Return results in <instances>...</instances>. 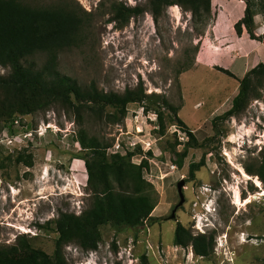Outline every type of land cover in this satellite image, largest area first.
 <instances>
[{
    "label": "rangeland",
    "instance_id": "374dc122",
    "mask_svg": "<svg viewBox=\"0 0 264 264\" xmlns=\"http://www.w3.org/2000/svg\"><path fill=\"white\" fill-rule=\"evenodd\" d=\"M25 1L50 4L54 0ZM75 1L96 13L93 39L88 48L62 54L59 70L81 84L95 82L105 92L123 93L142 84L148 94L165 95L178 113L157 105L160 121L154 111L147 113L140 104H131L118 125L86 123L89 136L111 145L123 129L136 136L141 135L140 127L142 135L150 134L152 155L140 149L133 164L147 163L144 176L153 187L155 219L138 229L102 226L97 250L83 251L74 244L65 247L68 264H141L143 256L148 264H264V186L244 168L257 163L264 149V89L262 98L252 101L242 116L221 123L218 133L213 127V120L231 109L240 81L264 63V44L251 39L245 27L238 33L239 20L218 41L216 63L199 59L203 39L215 19L213 7L209 21L196 20L190 12L173 6L158 23L145 13L121 28L109 13L104 14L110 4L144 6L146 0ZM255 2L254 33L263 38L264 0ZM220 9L224 11L216 3L215 14ZM225 9L232 21L244 15L242 7L238 12L234 4ZM8 73L0 67V75ZM178 118L201 146L189 149L181 166L176 153L192 141ZM79 130L74 117L61 108L21 116L13 132L0 126V245L14 244L25 235L35 248L52 255L59 235L51 222L61 212L80 215L90 206L87 152L77 142ZM204 156L205 166L192 178L191 165ZM181 180L186 181L185 203L176 219L170 220L180 202ZM236 195L241 206L235 203ZM177 223L195 236L213 235L211 254L199 257L191 247L175 246Z\"/></svg>",
    "mask_w": 264,
    "mask_h": 264
},
{
    "label": "trees",
    "instance_id": "16d2710c",
    "mask_svg": "<svg viewBox=\"0 0 264 264\" xmlns=\"http://www.w3.org/2000/svg\"><path fill=\"white\" fill-rule=\"evenodd\" d=\"M246 2L244 17L235 25L238 33L246 28L251 39L261 41L254 33L256 0ZM179 6L200 21L211 20L212 0H146V4L128 6L112 2L109 6L111 21L126 27L134 18L150 13L154 21L167 9ZM94 12H88L75 0H54L50 4L29 3L25 0H0V67L7 75H0V126L13 132L15 122L21 116L33 115L48 109L61 108L72 115L80 126L77 142L87 152L85 166L88 172L90 206L80 215L61 212L51 223L59 238L55 250L49 255L35 248L25 235L11 245H0V264H68L64 249L70 244L83 251H95L102 241L100 228L110 225L117 230L138 229L153 221L155 200L153 187L145 179V161L133 164L138 149L126 154H109L113 146L104 139L89 136L85 128L89 121L122 123L128 115V106L140 104L145 112L154 111L160 121L162 114L157 105L178 113L163 94H148L142 84L123 93L105 92L95 82L81 84L77 79L59 70V61L65 52L88 48L94 33ZM43 57V58H42ZM221 71L231 77L226 69ZM264 89V63L250 70L240 81L239 92L233 105L222 116L213 120L216 133L221 123L242 116L252 101L262 98ZM180 127L185 124L178 118ZM192 143L182 153H176L181 166L191 148H201L192 131L184 128ZM152 155V151L147 152ZM32 163L28 167H31ZM205 166V156L200 163L192 164L190 173ZM247 174L256 177L264 186V149L253 166H244ZM174 244L192 248L199 257H208L214 249L213 235L195 236L177 223ZM141 264H148L142 257Z\"/></svg>",
    "mask_w": 264,
    "mask_h": 264
},
{
    "label": "crops",
    "instance_id": "0c3cea01",
    "mask_svg": "<svg viewBox=\"0 0 264 264\" xmlns=\"http://www.w3.org/2000/svg\"><path fill=\"white\" fill-rule=\"evenodd\" d=\"M238 2V6L236 3ZM221 5L224 8V11L220 9L218 14H215V4ZM239 12L240 7H242V13L245 14L246 5L242 2V0H212V7L214 11V21L210 25L207 36L204 38L202 50L199 55V59L202 57L207 58L208 60H212L213 62L217 63L218 55L216 54V49L218 48V41L225 35L226 29L231 27V30H234L232 26L236 24L239 20H241L244 15H239L236 21H232V18L229 11L225 8L229 5L233 6ZM225 31V32H224ZM232 45H230L231 47Z\"/></svg>",
    "mask_w": 264,
    "mask_h": 264
},
{
    "label": "built area",
    "instance_id": "2783aa9c",
    "mask_svg": "<svg viewBox=\"0 0 264 264\" xmlns=\"http://www.w3.org/2000/svg\"><path fill=\"white\" fill-rule=\"evenodd\" d=\"M140 127H137L138 134L141 133V135L134 136L130 130H120L121 134L117 138L114 145L109 149V154L115 155V154H126L127 152H134L138 149V147H141L143 151H152L151 148V140L149 138V135L147 134L144 136L143 131H140ZM125 137V138H123Z\"/></svg>",
    "mask_w": 264,
    "mask_h": 264
},
{
    "label": "water",
    "instance_id": "95a60500",
    "mask_svg": "<svg viewBox=\"0 0 264 264\" xmlns=\"http://www.w3.org/2000/svg\"><path fill=\"white\" fill-rule=\"evenodd\" d=\"M186 186V181L185 180H181L179 183H178V193H179V196H180V202L179 204L174 208L171 216L169 217L170 220H175L176 219V214H177V211L178 209L183 206V204L185 203V197H184V188Z\"/></svg>",
    "mask_w": 264,
    "mask_h": 264
},
{
    "label": "bare ground",
    "instance_id": "6f19581e",
    "mask_svg": "<svg viewBox=\"0 0 264 264\" xmlns=\"http://www.w3.org/2000/svg\"><path fill=\"white\" fill-rule=\"evenodd\" d=\"M243 176L246 177V179H248V180L250 179V176H248L246 173H243ZM256 182H257V184H260V181H259L258 179H257ZM260 186H261V185H260ZM250 202H251L250 200L246 201V205L249 204ZM235 203H236L237 205H239V206L242 205V204H240L239 196H238V195L235 196ZM207 211L210 212L211 210L207 209Z\"/></svg>",
    "mask_w": 264,
    "mask_h": 264
},
{
    "label": "clouds",
    "instance_id": "9594fccd",
    "mask_svg": "<svg viewBox=\"0 0 264 264\" xmlns=\"http://www.w3.org/2000/svg\"><path fill=\"white\" fill-rule=\"evenodd\" d=\"M211 212V211H210Z\"/></svg>",
    "mask_w": 264,
    "mask_h": 264
}]
</instances>
